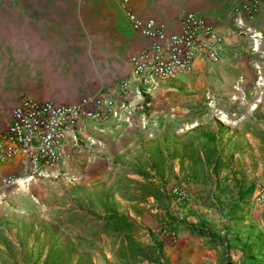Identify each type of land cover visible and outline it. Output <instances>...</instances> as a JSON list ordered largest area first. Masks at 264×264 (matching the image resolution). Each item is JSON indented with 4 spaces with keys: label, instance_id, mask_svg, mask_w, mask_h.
Returning a JSON list of instances; mask_svg holds the SVG:
<instances>
[{
    "label": "crops",
    "instance_id": "1",
    "mask_svg": "<svg viewBox=\"0 0 264 264\" xmlns=\"http://www.w3.org/2000/svg\"><path fill=\"white\" fill-rule=\"evenodd\" d=\"M245 1L132 0L135 15L163 24L166 34L180 31L185 12L204 18L222 37L219 60L199 52L189 72L156 80L143 94L149 107L131 124L109 119L75 125L51 171L73 174L82 190L64 194L56 221H47L57 226L47 248H57L59 257L74 254L61 264H264V204L253 202L248 155L264 143L252 137V128L240 139L236 116L223 114L205 126V115L197 126L174 102L176 84L255 83L253 65L264 49V0H251L258 3L252 17ZM149 45L119 0H0V133L23 98L139 101L130 58ZM124 80L130 89L121 93ZM23 163L18 157L0 171L22 175ZM258 170L264 171L260 163ZM103 182L105 193H95L91 186ZM174 186L186 190V203L172 197ZM162 229L173 230L176 240ZM137 246L146 249L131 256Z\"/></svg>",
    "mask_w": 264,
    "mask_h": 264
},
{
    "label": "built area",
    "instance_id": "2",
    "mask_svg": "<svg viewBox=\"0 0 264 264\" xmlns=\"http://www.w3.org/2000/svg\"><path fill=\"white\" fill-rule=\"evenodd\" d=\"M131 2L119 0V5L132 28L150 40L147 49L130 58L132 79L137 83L134 93L141 99L119 105L112 100L96 98H85L71 104L21 99L10 113L8 126L0 133V165L21 157L26 171L22 175L3 174L0 171V187L28 188L38 178L53 176L51 171L63 159L64 141L77 123H103L113 119L131 124L133 115L143 114L149 107L150 103L143 99V94H149L156 80L189 72L199 52H203L212 62L219 60L222 37L204 18L193 12H185L180 17V31L166 34L163 24L136 16L131 10ZM243 9L252 17L257 12L258 3L246 0ZM129 89L128 80L118 85L121 93ZM140 122L143 126L144 119ZM171 195L179 204L189 199L182 186L172 187ZM253 202L256 206L264 204V184L258 186ZM160 233L170 241L176 240L173 230L162 229Z\"/></svg>",
    "mask_w": 264,
    "mask_h": 264
},
{
    "label": "rangeland",
    "instance_id": "3",
    "mask_svg": "<svg viewBox=\"0 0 264 264\" xmlns=\"http://www.w3.org/2000/svg\"><path fill=\"white\" fill-rule=\"evenodd\" d=\"M261 43L264 44V41ZM259 51L253 65L255 83L225 85L202 81L199 84L192 82L191 88L176 84L174 102L179 103L180 111L193 115L198 120L197 126L205 115L209 116L203 123L205 126L220 122L223 114L236 116L243 131H239L240 139L243 140L245 132L252 128V137L264 143V49ZM248 114L253 117H248ZM241 155L243 159L245 154L241 152ZM248 155L251 173L254 174L250 187L254 186V190H257L259 185L264 184V171L258 170L259 163L264 169V149L258 147L255 154ZM243 164L248 163L243 160ZM75 180L73 174L60 171L49 178H38L28 188L0 187V264H61L64 259L73 258L72 252L67 251L59 257L61 255L57 248H47L48 237L56 232L57 227L47 221H56V210L67 202L64 194L82 191ZM105 184L95 183L91 187L95 193H105ZM113 187L110 188L113 190ZM49 211L52 213L49 214ZM156 238L160 239L161 236ZM143 249H146L145 246L133 247L131 256L140 255ZM89 251L85 254L86 258Z\"/></svg>",
    "mask_w": 264,
    "mask_h": 264
}]
</instances>
